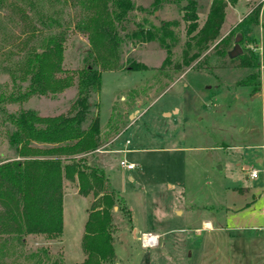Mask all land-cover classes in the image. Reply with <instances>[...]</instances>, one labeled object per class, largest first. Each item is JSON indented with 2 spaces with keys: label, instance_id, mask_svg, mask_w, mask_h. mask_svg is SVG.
Wrapping results in <instances>:
<instances>
[{
  "label": "rangeland",
  "instance_id": "1",
  "mask_svg": "<svg viewBox=\"0 0 264 264\" xmlns=\"http://www.w3.org/2000/svg\"><path fill=\"white\" fill-rule=\"evenodd\" d=\"M132 1L130 20L125 30H119L122 41L116 60L100 68L101 86L91 93L89 117L82 124L98 118L99 145L84 158L104 169L107 190L124 197L131 213L128 221L117 206L110 209L114 256L106 264H264V214H260L264 211V162L258 164L254 157L262 149L256 145L261 141L264 113V0H225L218 36L189 67L182 63L189 38L183 8L188 0ZM213 1L196 0L198 20L193 35L204 24ZM43 4V12L56 22L36 24L38 38L63 30L61 66L79 69L88 53L86 36L75 29L81 6L62 0H44ZM12 13L0 6V89L9 84L8 68L18 58L16 37L24 39L25 24L10 21ZM143 18H147L144 28L173 23L178 42L167 62L166 50L156 41L124 36ZM237 37L242 52L252 50L257 56L258 70L219 53L233 49ZM222 40L226 46L220 44ZM195 50L192 45L188 54ZM135 62L147 68L132 69ZM75 97L73 85L59 93L30 96L6 109H32L39 116H53L69 111ZM126 139L129 151L120 153ZM14 155L0 127V160ZM121 159L134 167L123 168L118 163ZM243 165L248 166L246 171ZM251 167L259 171L258 178L249 176ZM62 182V264L81 263L85 258L83 226L93 198L78 192L75 178ZM249 186L259 197H250L254 217L234 211L237 205L228 209L229 193ZM215 209L223 213L221 223ZM144 234H152L155 241L146 245ZM58 245H46L51 253L43 264L55 259ZM39 246L45 247L40 237H27L23 246L8 243L0 264H34L30 252Z\"/></svg>",
  "mask_w": 264,
  "mask_h": 264
},
{
  "label": "trees",
  "instance_id": "2",
  "mask_svg": "<svg viewBox=\"0 0 264 264\" xmlns=\"http://www.w3.org/2000/svg\"><path fill=\"white\" fill-rule=\"evenodd\" d=\"M62 1H74L82 10L75 29L86 36L88 53L81 67L75 71L61 66L66 36L63 30L50 32L40 39L37 36L36 24L48 26L50 22H56L43 12L44 0H0V6L13 11L14 17H8L10 21L25 24L24 39L16 37L18 58L7 67L9 84L0 89V127L15 151L12 158L0 160V256L8 243L10 247L23 246L27 237H40L45 247H35V251L30 252L35 256L34 264L48 261L51 252L46 245L52 242L55 247L59 245L57 256L50 264L63 263L62 180L75 178L78 192L91 194L93 200L86 212L81 238L85 258L81 263L70 264H106L114 256L110 209L117 206L128 221L131 213L124 197L117 191L107 190L104 169L84 158L99 145L98 118H92L84 127L82 124L89 117V97L101 86L100 68H106L116 60L117 45L122 41L119 30H125L130 20L128 14L135 6L132 0ZM225 7V0H214L204 24L193 35L198 20L196 0L187 1L183 7L189 37L183 50L182 63L185 66L189 67L208 48L207 43L218 36ZM145 23L147 18L141 19L140 23H135L136 28L125 32L124 36L140 42L156 41L166 50L164 62H167L178 42L171 28L173 23L167 21L158 27L144 28ZM222 41L220 44L226 46L227 41ZM192 45L196 50L189 55ZM219 53L226 56L228 52L219 50ZM230 60H238L242 67L260 68L252 50H245ZM131 64L132 69L147 68L143 63ZM248 77L256 75L248 74ZM73 85L76 86V97L71 109L64 114L44 117L32 109L19 108L14 112L6 109L8 104L23 103L30 96L59 93ZM215 211L221 223L223 213L218 209Z\"/></svg>",
  "mask_w": 264,
  "mask_h": 264
},
{
  "label": "crops",
  "instance_id": "3",
  "mask_svg": "<svg viewBox=\"0 0 264 264\" xmlns=\"http://www.w3.org/2000/svg\"><path fill=\"white\" fill-rule=\"evenodd\" d=\"M181 75H183V73H181L179 76H181ZM255 94H257V93H255ZM215 98H217L216 100L218 101V96L215 97ZM174 111H177L178 112V109L175 108ZM261 126H262L261 127L262 128L261 129V137H260L261 138V141L258 142L259 144L256 145V146L258 148H262V149H261V153L260 154L254 156L255 157V160H256V163H258V164H261V163L264 162V113H263V117L261 119ZM121 146H123V147L120 150L121 152L119 151L120 153H126V152L129 151L127 148H125L124 141H123V143H122ZM123 150H126V151H123ZM221 168H222V166H219L217 168V170H220ZM247 168H248L247 165H243L242 166V169L245 170V171H246ZM250 197H253L254 200H259V197L255 193H253V191H252V189H251L250 186L248 188L247 187H240L239 190H233V191H231V193H229V201H228L229 206H228V209L232 211L233 208H234V206L237 205L238 207L234 211H236V212H243V213L244 212L249 213L250 210H252L251 207L254 205V203H253L254 200H251ZM260 214L263 215L264 214V211H262ZM254 215H255L254 212H250V214H249V216H251V217H254ZM226 226H227V224H226ZM209 227L210 228H213L211 226H209ZM62 229H63V217H62Z\"/></svg>",
  "mask_w": 264,
  "mask_h": 264
},
{
  "label": "built area",
  "instance_id": "4",
  "mask_svg": "<svg viewBox=\"0 0 264 264\" xmlns=\"http://www.w3.org/2000/svg\"><path fill=\"white\" fill-rule=\"evenodd\" d=\"M124 143L128 144L129 141L126 139L124 140ZM123 151H126V150H123ZM118 163L127 170H131L134 167V164L132 162L128 163L124 159L119 160ZM262 172L264 175V168ZM258 175H259V171L255 167H251L249 170V176H251L252 178H258L259 177ZM263 192H264V184H263ZM143 241L146 245H151V243L155 241V237L152 234L151 235L144 234Z\"/></svg>",
  "mask_w": 264,
  "mask_h": 264
},
{
  "label": "water",
  "instance_id": "5",
  "mask_svg": "<svg viewBox=\"0 0 264 264\" xmlns=\"http://www.w3.org/2000/svg\"><path fill=\"white\" fill-rule=\"evenodd\" d=\"M239 41H240V37H237L236 38V43H235V46L233 47V49H231L229 52H228V56L230 58H234L238 55H240L242 53V48L239 44Z\"/></svg>",
  "mask_w": 264,
  "mask_h": 264
},
{
  "label": "flooded vegetation",
  "instance_id": "6",
  "mask_svg": "<svg viewBox=\"0 0 264 264\" xmlns=\"http://www.w3.org/2000/svg\"><path fill=\"white\" fill-rule=\"evenodd\" d=\"M240 41H241V39H240ZM240 41H239V42H240Z\"/></svg>",
  "mask_w": 264,
  "mask_h": 264
},
{
  "label": "bare ground",
  "instance_id": "7",
  "mask_svg": "<svg viewBox=\"0 0 264 264\" xmlns=\"http://www.w3.org/2000/svg\"><path fill=\"white\" fill-rule=\"evenodd\" d=\"M206 225H208V224H206Z\"/></svg>",
  "mask_w": 264,
  "mask_h": 264
}]
</instances>
